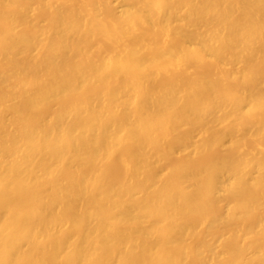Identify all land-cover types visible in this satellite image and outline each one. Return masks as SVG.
Here are the masks:
<instances>
[{"label": "bare ground", "instance_id": "6f19581e", "mask_svg": "<svg viewBox=\"0 0 264 264\" xmlns=\"http://www.w3.org/2000/svg\"><path fill=\"white\" fill-rule=\"evenodd\" d=\"M0 264H264V0H0Z\"/></svg>", "mask_w": 264, "mask_h": 264}]
</instances>
